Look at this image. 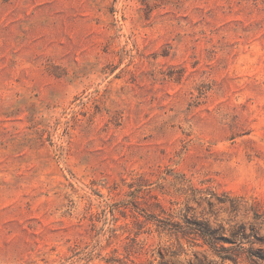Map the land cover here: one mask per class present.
Masks as SVG:
<instances>
[{
    "label": "rangeland",
    "instance_id": "obj_1",
    "mask_svg": "<svg viewBox=\"0 0 264 264\" xmlns=\"http://www.w3.org/2000/svg\"><path fill=\"white\" fill-rule=\"evenodd\" d=\"M256 212L264 0H0V264H264Z\"/></svg>",
    "mask_w": 264,
    "mask_h": 264
},
{
    "label": "trees",
    "instance_id": "obj_2",
    "mask_svg": "<svg viewBox=\"0 0 264 264\" xmlns=\"http://www.w3.org/2000/svg\"><path fill=\"white\" fill-rule=\"evenodd\" d=\"M263 214L256 212L254 214V220L264 223ZM190 229L191 230L189 231L181 232L182 235L187 236L189 234H194L200 239H202L204 241V244H206L213 251V254H215L217 257H219L222 260H228V261L233 260L231 256L227 255V250H225L224 248L221 249L219 247L221 243L225 241V238H223L220 235L218 229L212 228V226L208 222H205V221H197V222L191 223ZM242 229L243 228H241V230ZM241 236L243 237V234Z\"/></svg>",
    "mask_w": 264,
    "mask_h": 264
}]
</instances>
